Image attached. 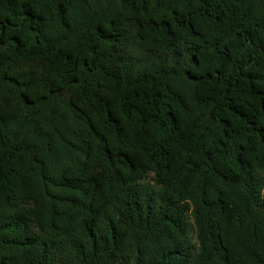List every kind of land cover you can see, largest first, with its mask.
I'll use <instances>...</instances> for the list:
<instances>
[{
    "label": "trees",
    "instance_id": "1",
    "mask_svg": "<svg viewBox=\"0 0 264 264\" xmlns=\"http://www.w3.org/2000/svg\"><path fill=\"white\" fill-rule=\"evenodd\" d=\"M0 264H264V0H0Z\"/></svg>",
    "mask_w": 264,
    "mask_h": 264
}]
</instances>
